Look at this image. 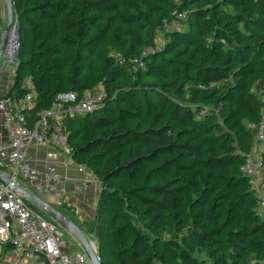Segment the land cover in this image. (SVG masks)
I'll list each match as a JSON object with an SVG mask.
<instances>
[{
	"label": "trees",
	"instance_id": "16d2710c",
	"mask_svg": "<svg viewBox=\"0 0 264 264\" xmlns=\"http://www.w3.org/2000/svg\"><path fill=\"white\" fill-rule=\"evenodd\" d=\"M12 6L20 32L8 95L24 93L21 78L29 77L36 93L31 117L58 91L82 94L103 85L96 109L65 121L75 163L100 183L88 230L101 263L264 264V212L239 169L258 127L248 124L259 122L264 106V0H12ZM175 9L185 10L186 20L165 29L163 48L146 58L145 72L162 81L144 79L130 59ZM98 44L104 51L98 78L87 85L73 65ZM250 81L253 95L246 91ZM149 90L153 103L133 102ZM259 157L264 183V147ZM157 173L165 179L153 181Z\"/></svg>",
	"mask_w": 264,
	"mask_h": 264
},
{
	"label": "built area",
	"instance_id": "2783aa9c",
	"mask_svg": "<svg viewBox=\"0 0 264 264\" xmlns=\"http://www.w3.org/2000/svg\"><path fill=\"white\" fill-rule=\"evenodd\" d=\"M186 18L185 10L172 11L171 16L162 21L163 29H156L151 42L130 59L132 68H145L147 56L163 48L164 30L179 27ZM17 39V33L14 39L10 31L3 52L4 60L15 58ZM14 66L15 70L16 62ZM26 87L21 95L0 98V125L3 126L6 137V154L0 156V166H4L15 181H22L26 188L38 194H62L65 192V177L55 166L39 162L28 152L30 145L50 147L61 154L63 163L76 166L84 174V179L77 187H86L93 172L85 164L75 163L65 121L96 109L105 97L104 89L85 90L82 94L73 90L58 91L48 107L36 110L31 117L29 109L34 106L36 93L31 84ZM262 91L264 101V87ZM262 115L264 116V106ZM253 138L254 144L239 169L248 178L250 188L255 192L259 210L264 212L261 159L254 156L259 149L257 141L264 139L263 120ZM2 149L0 146V154ZM64 231L56 221L47 219L31 208L21 194L0 180V255L1 247L9 245L7 264H91L82 247L79 250H67Z\"/></svg>",
	"mask_w": 264,
	"mask_h": 264
},
{
	"label": "crops",
	"instance_id": "0c3cea01",
	"mask_svg": "<svg viewBox=\"0 0 264 264\" xmlns=\"http://www.w3.org/2000/svg\"><path fill=\"white\" fill-rule=\"evenodd\" d=\"M8 89H10V86H7L5 89H3V93H6ZM0 145L3 148L6 146L5 130L1 125ZM4 151H6V148L2 149L1 153L4 154ZM28 152L31 155H34L39 162H46L55 166L58 172L65 177L64 193L59 195L40 193L39 195L69 216L80 227V229L90 241L93 235L88 230V222L91 221L95 216V210L100 191V183L97 177L94 175V173H91L87 180V186L79 189L77 186L84 179V174L80 172L76 166L63 163L61 154L55 149L50 147H38L35 145H30ZM18 182L21 183L20 181ZM22 185L25 186L24 183ZM35 210L42 214V211H40L38 208ZM68 248L71 251L79 250L81 249V245L78 244V248H76L74 246H70L69 243H67V250ZM1 251L0 264H7L8 256L10 254V246H2Z\"/></svg>",
	"mask_w": 264,
	"mask_h": 264
},
{
	"label": "rangeland",
	"instance_id": "374dc122",
	"mask_svg": "<svg viewBox=\"0 0 264 264\" xmlns=\"http://www.w3.org/2000/svg\"><path fill=\"white\" fill-rule=\"evenodd\" d=\"M178 2V0H176ZM6 2L5 0H0V30L2 29V27L4 26V24L6 23ZM17 24V23H16ZM97 26H102L103 24H96ZM183 25V23H181V25L179 27H181ZM16 32V31H15ZM19 28L17 29V35H18V39H17V43H18V48H19ZM7 43V40H6ZM5 43V45H6ZM104 51L100 48V44H98V47H95L93 52L85 54V58L83 59V61L79 62H75L73 65V68H75V71L79 74V77L82 78V80L89 85L90 83H92L94 80H96L98 78V71L100 68V63L102 61V53ZM17 55L15 56V58L11 59V60H4L3 56L1 57L0 60V64L3 65V67L0 69V94L3 93V89H5L7 86H10L11 84H13L14 81V74H15V70H14V64L15 62H17ZM66 68V66H65ZM142 73H144V79L147 80H155L158 82L162 81V78L156 76V74L154 73H146V67L141 69ZM260 78L262 76H259ZM258 77V79H259ZM264 79V77L262 78ZM260 81V80H259ZM21 82L22 84H24L25 86L31 84V82L29 81V77L23 76L21 78ZM96 88H103L102 83L97 82L94 84V86L89 89H96ZM255 85H254V81H250L246 87V91L248 93H251V95H253L255 93ZM155 94L152 91H147L146 94H143L142 92H137V94L132 98L133 102L136 103L137 105H139L141 108H143V106L145 105L146 102L149 103H153L155 101ZM264 121V116L262 115L259 118V122L254 123L253 121L249 122V126H251L254 129L255 125H259V123L261 121ZM245 133L243 132V129L241 128V136L245 137ZM254 144V138H253V142ZM1 146V145H0ZM257 146L259 147L258 151L255 153V157H258L260 155V152L262 150V148L264 147V139L257 141ZM5 149V148H3ZM243 152V150H241ZM6 154V151H4ZM250 150L247 152L249 153ZM247 153H244V155H246ZM4 154H0V156H4ZM152 164H147L144 169H147L148 167H150ZM165 179V175L163 173H157L153 175V181H162ZM150 181H152V179H150ZM22 184L23 182L20 181ZM41 211V210H40ZM42 215H44L47 219H51L49 217V215H47L46 213H44L42 211ZM66 235V237H65ZM64 237L66 239V242L69 243L70 246H74L76 248H78V244L79 241L72 236L71 234L67 233L64 231ZM92 243L95 244V249L98 250V244L96 243L94 237L91 238L90 240ZM80 245V244H79ZM86 257V255H85Z\"/></svg>",
	"mask_w": 264,
	"mask_h": 264
},
{
	"label": "water",
	"instance_id": "95a60500",
	"mask_svg": "<svg viewBox=\"0 0 264 264\" xmlns=\"http://www.w3.org/2000/svg\"><path fill=\"white\" fill-rule=\"evenodd\" d=\"M5 2L7 19L6 23L0 30V60L3 56V52L5 51V43L9 32L14 29L17 33L18 29L17 24L14 20L12 0H5ZM2 67L3 65L0 64V69ZM9 91L10 89H8L7 92L4 94H0V98L7 96ZM0 180L8 184L12 189L16 190L36 208L49 215V217L56 221L67 233L74 236L79 241V244L85 251L91 264H102L98 250L95 249V244L89 241V239L85 236L80 227L69 216H67L64 212H62L60 209H58L48 201H46L37 192H34L23 186L18 181H15L12 178L11 173H9L4 168V166H0Z\"/></svg>",
	"mask_w": 264,
	"mask_h": 264
},
{
	"label": "bare ground",
	"instance_id": "6f19581e",
	"mask_svg": "<svg viewBox=\"0 0 264 264\" xmlns=\"http://www.w3.org/2000/svg\"><path fill=\"white\" fill-rule=\"evenodd\" d=\"M12 35H13V38L15 39L16 38V32L14 29H12Z\"/></svg>",
	"mask_w": 264,
	"mask_h": 264
}]
</instances>
